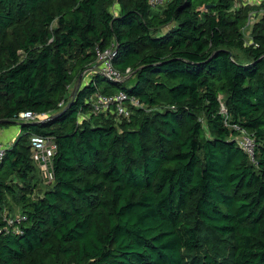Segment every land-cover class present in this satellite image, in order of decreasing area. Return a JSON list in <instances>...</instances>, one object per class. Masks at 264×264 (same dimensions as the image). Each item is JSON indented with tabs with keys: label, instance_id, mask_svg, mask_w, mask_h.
Returning a JSON list of instances; mask_svg holds the SVG:
<instances>
[{
	"label": "trees",
	"instance_id": "16d2710c",
	"mask_svg": "<svg viewBox=\"0 0 264 264\" xmlns=\"http://www.w3.org/2000/svg\"><path fill=\"white\" fill-rule=\"evenodd\" d=\"M241 1L0 0V127L20 129L0 228L25 216L0 264H264V0L250 25ZM97 47L131 75L94 70ZM120 90L141 104L129 117L93 113ZM34 135L56 143L50 182Z\"/></svg>",
	"mask_w": 264,
	"mask_h": 264
},
{
	"label": "built area",
	"instance_id": "2783aa9c",
	"mask_svg": "<svg viewBox=\"0 0 264 264\" xmlns=\"http://www.w3.org/2000/svg\"><path fill=\"white\" fill-rule=\"evenodd\" d=\"M169 0H150L152 5L162 4ZM254 12H249L247 25H250L256 18ZM112 47L108 48H96L95 49V61L94 70L98 71L103 76L122 82L131 75V69L126 68L124 72H120L113 67ZM91 106L93 113H109L123 117H129L132 106H140L141 104L134 97H129L123 91H118L113 94H105L96 92L91 97ZM224 110V109H222ZM45 113H35L31 111L21 112L18 116V120L36 121L46 117ZM239 129L238 126L235 127ZM31 142V158L37 163L39 170L43 178L50 182L52 180V172L50 170V163L53 155L56 151V143L52 138L43 137L40 135H34L30 139ZM238 144L247 152H251L253 149V138L245 131L240 130V135L237 138ZM5 148L0 145V159L4 154ZM25 216L22 214H16L14 216L6 215L4 217V225L0 228L1 231H20L18 223L23 221Z\"/></svg>",
	"mask_w": 264,
	"mask_h": 264
},
{
	"label": "crops",
	"instance_id": "0c3cea01",
	"mask_svg": "<svg viewBox=\"0 0 264 264\" xmlns=\"http://www.w3.org/2000/svg\"><path fill=\"white\" fill-rule=\"evenodd\" d=\"M92 71L93 68L87 70V72H85V74L83 75L82 81L84 82L87 81ZM19 132L20 129L18 124L0 127V145L3 146L4 148L9 147L13 143Z\"/></svg>",
	"mask_w": 264,
	"mask_h": 264
},
{
	"label": "rangeland",
	"instance_id": "374dc122",
	"mask_svg": "<svg viewBox=\"0 0 264 264\" xmlns=\"http://www.w3.org/2000/svg\"><path fill=\"white\" fill-rule=\"evenodd\" d=\"M241 3H243L245 5L252 6L253 8H252L251 11L254 12L255 14H257V15H260L263 12V9L262 8H260V10L255 9V7H259L261 5L262 0H242ZM162 8L163 7H159L158 6V7H154L153 10H154L155 13H161L162 12ZM117 9H118V6L115 3L111 7H109V10H111L113 13H116L117 12ZM244 34H245V38L247 39L246 40V43L248 44L249 41H250L249 29L248 28H246L244 30ZM82 79H83V77H82ZM82 82H84V81H82ZM124 83H125L126 86H128V85H130L131 82L129 80H126ZM74 87H76V86H74ZM42 186H40V187H42Z\"/></svg>",
	"mask_w": 264,
	"mask_h": 264
},
{
	"label": "water",
	"instance_id": "95a60500",
	"mask_svg": "<svg viewBox=\"0 0 264 264\" xmlns=\"http://www.w3.org/2000/svg\"><path fill=\"white\" fill-rule=\"evenodd\" d=\"M81 79H82V75L79 76L76 87H78L80 85ZM0 122H2V121H0Z\"/></svg>",
	"mask_w": 264,
	"mask_h": 264
}]
</instances>
